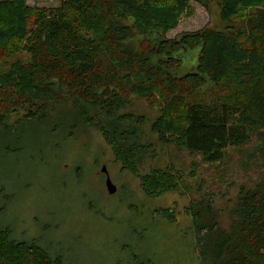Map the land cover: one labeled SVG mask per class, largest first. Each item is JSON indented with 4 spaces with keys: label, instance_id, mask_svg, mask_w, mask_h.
I'll list each match as a JSON object with an SVG mask.
<instances>
[{
    "label": "trees",
    "instance_id": "trees-1",
    "mask_svg": "<svg viewBox=\"0 0 264 264\" xmlns=\"http://www.w3.org/2000/svg\"><path fill=\"white\" fill-rule=\"evenodd\" d=\"M191 1L61 0L47 8L0 0V131L53 114L55 124L90 123L144 192L159 197L177 190L181 176L140 174L147 118L126 111L137 96L159 106L152 128L160 141L218 167L236 149L248 154L247 169L264 170V0H195L219 12L225 29L168 38L194 14ZM24 108L33 112L17 119L14 109ZM189 211L206 264H264V176L241 186L228 230L206 197ZM158 212L175 219L170 207ZM0 264L63 261L0 227Z\"/></svg>",
    "mask_w": 264,
    "mask_h": 264
},
{
    "label": "rangeland",
    "instance_id": "rangeland-1",
    "mask_svg": "<svg viewBox=\"0 0 264 264\" xmlns=\"http://www.w3.org/2000/svg\"><path fill=\"white\" fill-rule=\"evenodd\" d=\"M27 2L47 8L61 4ZM191 4L194 14L184 16L168 38L207 26L225 29L219 12L195 0ZM127 110L147 118L139 126L146 150L140 174L170 169L181 176L177 190L159 197L146 194L141 177L122 169L100 132H76V140L65 130L54 131L58 118L53 114L48 121L24 125L13 134L0 131V227L10 228L16 241L36 242L61 256L63 264H206L189 213L192 203L208 198L218 212L219 226L228 230L241 186L253 185L264 170L247 169L248 154L241 157L236 149H229L226 162L218 167L200 154L160 141L152 128L160 108L145 99L131 97ZM56 143L59 150L54 149ZM110 158L115 160L108 163ZM106 162L116 186L113 193L107 190L105 177L96 174ZM78 170L83 171L80 178ZM169 207L174 220L158 212Z\"/></svg>",
    "mask_w": 264,
    "mask_h": 264
},
{
    "label": "flooded vegetation",
    "instance_id": "flooded-vegetation-1",
    "mask_svg": "<svg viewBox=\"0 0 264 264\" xmlns=\"http://www.w3.org/2000/svg\"><path fill=\"white\" fill-rule=\"evenodd\" d=\"M189 57H190V54H189ZM14 110H15L14 113L16 114L15 116H17V119L22 118V116H25L26 114H29V113L33 112L32 110L27 109V108L26 109L25 108L24 109H14ZM57 130L59 132H61V133H63L64 130H65L67 132L68 136H72L76 140H79L78 139V134H76V132H84V134H89L91 132L98 131V132L101 133V131L98 128H96L94 125H92L90 123H71V124H67L66 123L64 125L63 124H57L56 128H54V131H57ZM59 141H62V140H59ZM58 143H56V145L54 146L55 150H59V148H60V147H56V146H59ZM83 145L85 147H87L88 146V142L84 141ZM110 159L111 160H109L108 163H111L113 160H115V159H112V158H110ZM115 161L118 162L117 157H116ZM43 163H47V161L43 162ZM47 164H49V163H47ZM122 169H124L123 165H122ZM82 174H83V171H79V170L77 171V176H79V178H80V175H82ZM96 174L103 175L105 177V186H106L107 190L110 192L109 187H108V178L109 177L111 178V171H110L109 166L107 165V162L104 163V165L102 164L100 166V170L96 171Z\"/></svg>",
    "mask_w": 264,
    "mask_h": 264
},
{
    "label": "water",
    "instance_id": "water-1",
    "mask_svg": "<svg viewBox=\"0 0 264 264\" xmlns=\"http://www.w3.org/2000/svg\"><path fill=\"white\" fill-rule=\"evenodd\" d=\"M191 58L194 59V55ZM108 187H109V190H110L111 193H113L116 190V186L114 185V183L112 182L110 177L108 178Z\"/></svg>",
    "mask_w": 264,
    "mask_h": 264
}]
</instances>
